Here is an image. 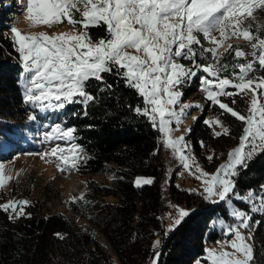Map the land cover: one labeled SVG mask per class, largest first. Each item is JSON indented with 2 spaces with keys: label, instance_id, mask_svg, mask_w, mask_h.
Segmentation results:
<instances>
[{
  "label": "snow or ice",
  "instance_id": "1",
  "mask_svg": "<svg viewBox=\"0 0 264 264\" xmlns=\"http://www.w3.org/2000/svg\"><path fill=\"white\" fill-rule=\"evenodd\" d=\"M255 7H264V0H26V18L34 25L51 27L66 19L73 31L22 34L11 27L22 66L25 104L40 113L62 111L71 104L87 109L97 98L88 90V82L91 79L100 82V92L110 90L112 85L105 83L103 74L114 73L142 97L143 104L137 105L135 113L147 117L162 134L164 147L171 149L183 168L201 181L205 201L233 204L239 200L250 205L248 210L235 207L231 211L236 223L226 226L225 235H234L235 239L227 242L234 251L216 254L215 249L207 250L211 264H251L253 248L245 242L239 228L250 227L253 213L264 214V185L259 194L255 190L241 193L237 191L236 180L239 169H247L254 155L264 152V76L254 75L257 64L264 69V37L254 34L251 25L243 26L245 16L252 17ZM101 25L106 26V37L93 40L89 29ZM201 35L208 47L202 43ZM231 37L248 41L251 51L231 44L220 51L224 41ZM229 53H234L231 65L223 62ZM198 57L207 62L200 63ZM242 59L244 62H240ZM200 72L205 74L199 77L205 99L244 124L238 146L229 151L227 160L212 174L203 170L194 155L186 151L191 145L184 135L169 136L171 123L179 124L190 109L203 107L181 102L182 88ZM249 91L247 115L221 99L247 95ZM37 118L35 114L29 116L30 121ZM197 119L193 117L194 121ZM204 123L220 126L221 131L213 130L215 137L229 133L218 119ZM48 127L50 130L42 133L41 142L57 143L42 157H55L59 161L58 170L78 169L87 157L76 142L75 126L66 127L58 120ZM213 158L207 157L210 161ZM2 168L0 165V185L6 179ZM151 183V178L136 179L137 186ZM72 202L78 199L73 198ZM27 206V200H9L0 204V209L18 218L25 214ZM196 211L178 208L166 234ZM159 243L157 240L153 247ZM159 255L155 252L152 264H158Z\"/></svg>",
  "mask_w": 264,
  "mask_h": 264
},
{
  "label": "trees",
  "instance_id": "2",
  "mask_svg": "<svg viewBox=\"0 0 264 264\" xmlns=\"http://www.w3.org/2000/svg\"><path fill=\"white\" fill-rule=\"evenodd\" d=\"M0 18V154H3L2 141L10 134L19 135L21 131L22 138L26 134L23 133L26 124H45L54 117L51 125L59 120L66 127L75 126L76 142L83 147V155L87 157L78 169L72 170L79 175L110 176L105 185L89 180L82 199L80 196L78 202H65L71 218L63 213L45 214V202L31 196L26 185L6 195L0 192V204L9 200L29 201L25 214L18 218H12L10 211L0 209V264H152L156 259L155 252L160 253L158 264H210L204 257V246L222 237L214 230L215 220L221 215L227 218L228 211L222 207L223 203H209L193 189L176 190L171 178L167 184L169 197L180 208L197 211L166 234L169 226L163 218L166 211L162 185L166 174L163 145L159 131L153 128L147 117L134 111L137 105L142 106V97L126 87L114 73H105V83L111 84L112 88L100 92V82L91 79L87 88L97 98L87 109L80 104H71L51 116L32 109L23 100L19 55L4 31L9 29L10 24L6 21L10 22L12 17L5 12ZM251 29L254 34L264 37V18L251 25ZM89 35L93 40L106 37V26L91 27ZM231 45L251 51L249 42H233ZM198 60L207 62L199 57ZM223 62L231 65L234 53L227 54ZM181 63L190 64L187 60H181ZM201 75L205 74L200 72L184 85L182 101L199 98ZM254 75L264 76V69L258 64ZM227 90L234 92L235 89ZM221 99L247 115L248 96L246 100H240V95ZM207 109L222 119L229 129L227 135H213V130L204 123ZM33 114L38 118L28 121ZM243 127V122L206 100L203 114L185 138L190 142V151L213 171L227 160L230 149L239 143ZM210 155L214 156L211 161L207 159ZM239 172L237 191L255 190L259 194L261 185H264V152L255 154L247 169L240 168ZM138 177L151 178L152 183L137 186ZM106 197H112L114 201H107ZM234 202L241 210L250 207L238 200ZM75 216L86 218L99 236L78 227L73 220ZM249 228L252 230L254 255L251 264H264V214L253 213ZM157 240L160 243L154 248ZM111 253L117 261L111 258Z\"/></svg>",
  "mask_w": 264,
  "mask_h": 264
},
{
  "label": "rangeland",
  "instance_id": "3",
  "mask_svg": "<svg viewBox=\"0 0 264 264\" xmlns=\"http://www.w3.org/2000/svg\"><path fill=\"white\" fill-rule=\"evenodd\" d=\"M2 4L5 5V7L3 6V9H1L0 7V13L2 12V14L3 13L5 14V12H10L9 15L12 17V20L10 22L9 20L6 21L8 24H10L9 29L4 31L7 37L12 41L13 45L14 43H13V34L11 33V27H16L19 31H21L22 34H30L32 32L44 31L47 32L49 35H52L53 33L73 31L72 26L67 23L66 19L63 20L61 23L55 24L51 27H48L46 25H34L31 21L27 20L26 18V0H23V3L21 2V0H0V6ZM76 15L77 17L79 16L78 13ZM262 18H264V7H255L253 9L252 17L245 16L243 26L248 27L249 25H256V23L259 20H262ZM215 34L219 36L218 33ZM99 39H102V37H100ZM200 39L202 43L206 44V47L209 46L206 41H203L202 35L200 36ZM233 42L247 43L248 41H245L242 37H231L228 40L224 41L223 46L220 47L219 50L223 51L224 47H227L229 44ZM14 48L16 49V46H14ZM22 86H23V82H22ZM239 95H240V100H246L247 96L249 97V100L251 99L250 91L247 93V95L244 94H239ZM202 99L189 98L184 101L181 100L182 103L201 104L203 105V107L202 108L194 107L190 109L188 111L187 116L179 124H176L175 122L171 123L169 126L171 129L169 133L170 138H175L181 135L184 136L187 135L188 131H186V129L191 128V126L196 121L193 120V117H200L203 114L204 104L206 99L205 98ZM262 102H264V100H262ZM246 103L249 104V101ZM247 108L248 106H246V109ZM52 113L53 112H51V114ZM216 119L220 120L222 125L226 127L225 124L222 122V119L218 115L212 113L210 109H207L206 113L204 114V121L209 120L210 122H212ZM27 120L30 121L29 118ZM49 125L44 126V129H40L38 125L31 126L30 129L32 131H30L29 134L27 135L28 138L26 137L28 141H31L30 142L31 144L27 143V148L25 152H17L11 157H7V156H9V154L13 152L12 150L14 149V145L8 149V153L6 156L5 154L8 148L7 143L9 141H13L16 135L10 134L8 138H5L2 141L3 154L0 155V165L3 166L2 171L6 179L4 180V183L0 185V192L6 195L10 191L16 192L21 185L22 186L26 185L30 189L31 196L37 197L38 199L45 202V208H44L45 214L63 213L71 218L72 216L66 210L65 202L67 200H73V198H77L85 195L89 180H94V182L100 185H105L110 181V176L108 174L79 175L75 173L72 169L61 171L58 170L57 165L59 161H57L55 157H50L47 155L42 157L41 155L42 153H45L51 147H53L55 143H57L55 141L51 143L41 142L43 139L42 133L44 131H47ZM210 128L215 131L222 130L220 126L216 125L215 123H212ZM28 131H29V125L26 124L23 128V133H28ZM160 141L162 142V134L160 136ZM59 143L63 145V141H60ZM22 144L23 146H26V141H22ZM238 144L239 143L235 144L230 149V151L235 147H237ZM162 149H163L164 165L166 170L165 177L162 180L163 183L162 185L164 188L163 202L166 207V211L163 214V218L165 219L166 225L170 226L172 220L175 219L177 216V209L180 208L181 206L175 203L168 195L167 184L169 180L172 178L176 190L183 188L193 189L194 192L199 193L202 198H203V191H202L201 181L194 178L188 170H185L183 168V166L179 163L178 158L173 156L172 150L164 147V145ZM186 151L191 152L189 148L186 149ZM193 155L203 170L207 171L209 174L215 172V170L212 171L211 169H207L205 165L202 163V159L200 157L196 156L195 154ZM21 200H26V199H21ZM105 200L114 201L112 197H106ZM222 207H224L228 211V217L225 218L223 215L219 216L218 218H216L214 225V230L222 234V237L217 239L216 241L207 242L204 246V257L208 260L210 264L211 262L208 258L207 250L215 249L216 254H219L224 251L227 252L234 251L231 245L227 242L232 241L233 239H235V237L233 234L225 235V232L227 231L226 229L227 225H232L236 223L234 218L230 215V213L235 207L238 206L235 202L233 204H228L224 202ZM73 220L78 227L86 228L95 236H99L96 228L92 227V225L88 223L86 218L81 216H75ZM221 220L223 221V223H220ZM239 231L244 236L245 242L252 246L251 244L252 230L250 228L245 229L241 227L239 228ZM99 239L102 243H105L107 245V243L102 237H99ZM111 258L114 261H117L113 253H111ZM196 264H203V263L200 262Z\"/></svg>",
  "mask_w": 264,
  "mask_h": 264
},
{
  "label": "bare ground",
  "instance_id": "4",
  "mask_svg": "<svg viewBox=\"0 0 264 264\" xmlns=\"http://www.w3.org/2000/svg\"><path fill=\"white\" fill-rule=\"evenodd\" d=\"M69 195V194H68Z\"/></svg>",
  "mask_w": 264,
  "mask_h": 264
}]
</instances>
